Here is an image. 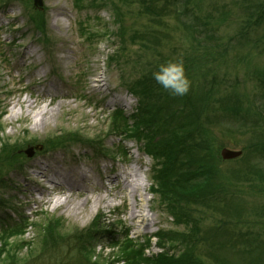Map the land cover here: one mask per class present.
Here are the masks:
<instances>
[{
	"label": "rangeland",
	"instance_id": "1",
	"mask_svg": "<svg viewBox=\"0 0 264 264\" xmlns=\"http://www.w3.org/2000/svg\"><path fill=\"white\" fill-rule=\"evenodd\" d=\"M42 1V7H35L34 0H0V152L5 147L16 148L13 163L18 164L0 163V172L7 175L6 185L0 187L3 202L0 233L3 228L22 224L25 218L36 223L28 226L24 234L8 240L13 245L29 243L19 254L23 261L30 254L40 253V223L48 218L59 219L64 234L107 220L116 235L129 231L134 243L145 246V253L154 254L159 251L154 238L159 231L184 228L175 227L159 198L151 194L156 162L143 153V146L136 140L113 133V112L121 110L130 122L137 106V99L129 93L126 83L140 76L149 63L179 58L184 61V67H191L188 74L192 83L218 86L220 92L237 88L245 106L264 102V91L258 83L259 72L264 69V23L247 34L243 30L246 14L242 7L247 0H185L182 7L178 6L179 15L166 10L159 20L146 13L140 0ZM114 7L127 30L120 32L122 39L118 37L120 25ZM179 20L193 21L198 29L190 33ZM40 21L42 26L37 25ZM147 30L156 31L159 42L151 39L153 44H150L140 39ZM209 30H213L216 42H212V36L206 37ZM242 35L245 38L247 35L251 47L237 46ZM122 41L125 49H121ZM224 49L227 54L223 59L215 60L210 54ZM111 57L116 60L112 62ZM31 98L38 99L41 107L58 110L56 115L35 127L24 103ZM60 104L62 108L58 109ZM15 106L20 115L12 119L10 114ZM123 123L125 126V120ZM86 138L95 144L87 143ZM217 139L216 151L226 147L243 152L244 161L240 163L234 162L241 158L222 161L221 172L243 210L235 218L230 203L220 197L203 210L207 216L205 212L201 216L202 230L214 232L212 229L222 221L231 222L228 230L235 238L241 236L237 249L254 245L246 259L259 264L264 262V184L247 174L248 167L254 164L264 169V154L248 149L251 135L224 129ZM98 142L106 149L97 152L98 147L96 150L94 147ZM37 146H42V150L35 149L33 156L28 157L26 150ZM119 148L126 153L118 152ZM131 165L140 169V177L146 184L144 193L152 220L149 226L130 219L129 193L114 179ZM46 167L48 171H44ZM230 169L241 172L232 175ZM55 170L72 175L74 186L79 184L83 189L79 192L76 186L71 190L64 186L54 190L55 185L48 183V178ZM41 172H45L46 178L39 175ZM82 173L87 175L83 181ZM98 194L106 197V203L98 209L93 211L94 205L89 201L81 207V214L72 212L87 197ZM58 200H67V204L56 205ZM210 242L203 247L205 252L210 250ZM93 244L94 261L102 255V250L107 249L108 253L113 247L109 239L96 240ZM114 251L118 256V247ZM231 251L227 247L225 255L231 256Z\"/></svg>",
	"mask_w": 264,
	"mask_h": 264
},
{
	"label": "trees",
	"instance_id": "2",
	"mask_svg": "<svg viewBox=\"0 0 264 264\" xmlns=\"http://www.w3.org/2000/svg\"><path fill=\"white\" fill-rule=\"evenodd\" d=\"M140 1L146 13L154 17V20H159L161 13L166 10H172L174 14L179 15V7L185 3V0ZM242 8L246 14L243 27L246 34L252 28H258L264 23V0H247ZM120 16L121 14L115 8L116 22L120 25L118 37L122 39L123 35L120 32L126 33L127 30L124 29ZM179 21L190 33L198 29V25L193 21L188 23ZM37 25L42 26V21ZM38 31L41 32L40 29ZM206 32V37L212 36L214 38L212 42H216L213 30ZM201 34H204L203 31ZM242 38H239L237 46L245 48L251 45L247 35L246 38L242 35ZM140 39L153 44L152 40L159 42L160 37H157L156 31L147 30L145 36ZM132 43L137 44L135 39H132ZM208 44L215 45L210 42ZM120 45L121 49L126 48L124 41ZM215 47L212 48L215 49ZM226 52V49L215 50L210 51V54L218 60L223 59ZM115 60L111 57L112 62ZM177 61L184 62L179 58H164L161 62L149 63L140 76L127 81L126 87L137 99V106L130 117V122L121 110L113 112L112 128L116 131L123 127L119 132L113 131V133H119L126 139L136 140L143 146V153L156 162L152 170L151 194L159 198L160 205L165 207L173 218L175 227H183L184 230L159 231L154 238L157 239L158 248L163 252L148 258L145 246L134 243L129 236V231L116 235L112 227L106 223L107 220L104 223L95 221L85 230L64 234L62 222L59 219L48 218L40 223L39 240L42 248L40 253L37 256L30 254L28 259L22 261L19 254L29 243L16 242L13 245L8 240L24 234L28 226L36 224L29 223V219L25 218L22 224L3 228L0 233V264H141L143 261L148 264H252L246 256L252 252L254 245L248 249H237L241 236L235 238L232 231L228 230L231 222L222 221L212 229L216 231L206 232L202 230L201 216L204 212L206 214L203 210L213 205L220 197L230 203L235 218L238 219L241 216L243 210L241 204L237 201L236 194L230 191L229 181L222 177L223 162L220 152L215 149V142H218L217 138L224 129L251 135L252 141L248 149L263 155L264 102L245 106L243 96L237 88H225L220 92L217 90L218 86L209 84L198 86L191 82V76L188 74L191 67L187 65L184 68L190 81L189 92L184 96H174L155 81L153 73L159 70L160 65ZM259 74L261 75L258 76V83L264 91V69H261ZM86 142L95 144L88 138ZM219 142L222 146L225 145L223 141ZM97 147V152L106 149L101 142L95 145V150ZM118 152L126 153L123 148H119ZM16 154V148L5 147L0 152V163L16 165L17 163H13ZM242 161L244 158L234 163ZM248 168L247 175L253 176L264 184V169L255 164ZM228 171L232 175L235 173L239 175L241 172L239 169ZM5 177L7 175L0 172V187L6 185ZM2 205L3 202L0 200V208ZM100 239L112 240L113 247L108 253L102 250V255L94 261V255H91L95 249L93 241ZM209 240L212 241L210 250L205 252L203 247ZM241 244L243 245L244 242ZM115 247H118V256L114 253ZM227 247L232 249L229 257L225 255Z\"/></svg>",
	"mask_w": 264,
	"mask_h": 264
},
{
	"label": "bare ground",
	"instance_id": "3",
	"mask_svg": "<svg viewBox=\"0 0 264 264\" xmlns=\"http://www.w3.org/2000/svg\"><path fill=\"white\" fill-rule=\"evenodd\" d=\"M26 107H27V114L28 117H31L33 120L34 126L37 127L40 124L47 123L52 119L58 110L56 109H48V107H41L40 102L38 99L35 100H29L25 101ZM62 108V105L60 104L58 109ZM20 115L19 110H17V107L15 106L13 110L11 111L10 118L17 119ZM90 144V143H89ZM44 171H48L47 167L44 169ZM39 175L42 178H46L45 172L39 173ZM84 178L87 179V175L85 173L80 174V179L83 181ZM117 182L122 183L124 185V189L129 193L130 196V219H138L140 220V223H144L143 225L149 226V222H151V218L149 215L147 203L148 199L145 195L146 190V184L143 183L141 177H140V171L135 167H129V170L123 169V172L121 175H118L114 178ZM48 183L55 185L54 190L58 189L60 187L66 186L69 190L74 188L76 186V189L80 192L81 189H83L82 185H75L74 177L68 173H62L60 171L55 170L54 174L51 176V178H48ZM65 188V189H67ZM105 188L102 187V191H104ZM137 197H140L139 200H137ZM91 201L92 210L98 209L99 205L106 203V197L102 194H98L96 196L87 197L82 205L78 204L75 207L72 208V212L81 214V207H83L87 202ZM61 204H67V200L64 202L56 201V205ZM84 209V208H83ZM82 209V210H83ZM91 210V211H92Z\"/></svg>",
	"mask_w": 264,
	"mask_h": 264
},
{
	"label": "clouds",
	"instance_id": "4",
	"mask_svg": "<svg viewBox=\"0 0 264 264\" xmlns=\"http://www.w3.org/2000/svg\"><path fill=\"white\" fill-rule=\"evenodd\" d=\"M153 78L174 96H184L189 92L190 81L186 76L183 63L180 61L160 65L159 70L153 73ZM97 251H99V247Z\"/></svg>",
	"mask_w": 264,
	"mask_h": 264
},
{
	"label": "water",
	"instance_id": "5",
	"mask_svg": "<svg viewBox=\"0 0 264 264\" xmlns=\"http://www.w3.org/2000/svg\"><path fill=\"white\" fill-rule=\"evenodd\" d=\"M35 7H42L43 6V1L42 0H34L33 2ZM36 150H42V146H37L36 148H28L26 150V155L28 157H32L34 154V151ZM243 152L242 151H235V150H230L228 148H223L220 151V156L223 161H232L240 158L242 156Z\"/></svg>",
	"mask_w": 264,
	"mask_h": 264
}]
</instances>
